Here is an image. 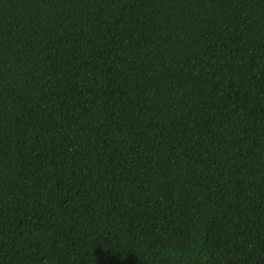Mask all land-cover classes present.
I'll return each instance as SVG.
<instances>
[{
  "label": "trees",
  "instance_id": "16d2710c",
  "mask_svg": "<svg viewBox=\"0 0 264 264\" xmlns=\"http://www.w3.org/2000/svg\"><path fill=\"white\" fill-rule=\"evenodd\" d=\"M0 264H264V0H0Z\"/></svg>",
  "mask_w": 264,
  "mask_h": 264
}]
</instances>
